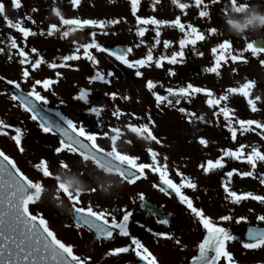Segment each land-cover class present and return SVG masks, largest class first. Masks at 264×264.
Segmentation results:
<instances>
[{
  "label": "rangeland",
  "instance_id": "374dc122",
  "mask_svg": "<svg viewBox=\"0 0 264 264\" xmlns=\"http://www.w3.org/2000/svg\"><path fill=\"white\" fill-rule=\"evenodd\" d=\"M162 1L164 0L155 3V0H141L138 15L153 16L164 20H172L179 15L182 23L186 26L189 23L192 24L199 32L204 33L205 39L197 41L196 45L185 47L183 62L171 65L165 61L161 68H156L153 64L150 68L139 69L144 75L136 77L134 74L136 69H129L105 52H97L95 49L90 50L97 60L95 66L83 57L81 49L79 60L64 62L71 67H48L49 63H62L60 58L71 53L74 47L73 41L88 42L90 31L96 32L97 41L104 47L123 43L133 49L129 54V59L143 57L145 51H148L149 47L155 43L153 39L155 32L152 30L153 26L148 25L145 26L148 30L143 37L136 36L137 25L130 12L129 0H80L76 8L71 5L44 6L40 4L42 0H36L37 4L34 6H22L19 9L9 5L11 0H2L5 11L0 14V48L5 51L0 52V77L16 81L20 84V89L26 93L31 90L36 79L50 78L55 83L49 90L45 91L41 86H37V90L48 100L47 104L40 102L44 109L55 115L59 113L58 116L72 119L77 124L82 122L87 130L93 132L102 133L110 131L112 127L120 128L123 135L117 141L118 150L122 153L139 156L138 162L150 163L151 158L147 149L151 148L156 151L160 162L167 164L169 176L174 182L179 183L181 180V177L177 175V171H179L197 185L195 189L185 187L181 190L193 201V205L235 237L225 243L226 250L231 253V259L225 261L221 257L217 264H264V246L245 249L240 243V235L235 231L233 233L231 229L243 221L257 224V217L264 215V203L249 198L242 200L239 204H234L225 199L226 194L222 187V184L229 179L225 175L227 171L232 169H237L238 172L253 171L255 178L241 177L238 172L233 173L229 187L238 194L252 192L255 195H264V185L259 183V177L264 175V162H258L257 168L253 170L246 161L224 157V168L222 169L205 174L200 168V165L205 164L207 160L214 161L221 157L222 149L235 150L240 144L245 145V153L249 152L252 146L258 147L260 151L264 152V138L258 134L261 130L248 131L243 135L238 131L237 139L233 141L225 126L227 121L224 120L223 115L213 114L218 111L219 106L209 107L206 103L208 97L205 94H194L188 97V102L181 103L177 107H173L166 101L157 107L154 97L146 88V81L151 79L157 84L154 91L165 96L168 94L167 88L183 87L191 83L194 86L211 90L213 95L218 98L220 95L226 94L229 87H240L243 83L251 80L254 81L256 88L251 89L247 99L240 93H228L229 99L222 101L220 106H227L231 110L233 119H253L264 122V65L260 64V59H264V53L254 57L250 51H246L243 52V56L247 62L244 60L233 62L230 55L225 52L226 59L221 60V66L218 69L219 75L209 72L205 75L195 73L198 67L208 68L215 63L211 53L212 47L228 40L231 43L232 53L240 54V50L245 48L246 43H251L258 37L264 38V27L255 30L246 29L243 35L237 36L228 31L226 21L231 23V20L222 14L221 5L207 2L205 5H207L209 16L200 17V9L195 4L182 12L180 9L177 11L178 8L172 4L171 0H167L166 4ZM236 3L246 7L258 4L260 10L264 11V0H236ZM144 4L148 6H144ZM186 11L188 12L187 17L184 16ZM241 11L237 12L236 17L241 15ZM57 12L64 18H90L106 22L111 19H119L120 22L115 25H107L103 31L86 27L82 31L77 30L69 33L65 38H61L59 32L48 36L47 29L52 24L60 27L61 32L66 30L67 26L60 25V15H57ZM5 17L13 22L21 21L22 26L30 28L36 35L30 36L26 42L19 40L21 34L8 26ZM210 28H215L216 32L209 34L208 29ZM41 31L44 32V35L40 34ZM125 31L132 32L130 38L122 35ZM172 31L175 32L172 33ZM103 32L108 34L104 35ZM182 35L177 29L161 26V42L152 49L153 53L171 55L172 51L179 50L178 40ZM10 36L17 38L18 46L23 47L26 44V50L36 48L39 56L46 62L35 70H32L30 65L21 66L18 62L19 57L15 54L16 50L9 48ZM164 40L172 42L167 49L163 47ZM137 45L139 46L137 47ZM219 52L218 49L217 54ZM30 56L34 60L37 54L30 53ZM25 67L30 71L27 80L21 76L22 68ZM169 68L173 70L174 75H168ZM233 68H235L234 72ZM96 71L104 74L109 83L101 81L90 83L88 77L95 75ZM109 71L113 73L111 77L107 76ZM57 72L61 75L57 76ZM81 89L90 90L87 96L89 103L87 104L73 99ZM113 92L117 93L115 99L105 95V93ZM125 96L128 99L122 98ZM251 96L257 111H252L248 105L247 100ZM257 96L260 97L259 100L255 99ZM90 107L100 108V116L97 117L90 113L88 111ZM181 107L186 110V113L178 111ZM117 109L121 113L119 118L113 115ZM149 117L154 122L150 125V130L161 141L159 144L155 141L154 143L145 141L143 136H137L126 127L130 124L140 126L147 123ZM197 117L202 119H197ZM0 120L10 125L3 130L7 135L0 133V151L8 155L33 181L40 179L45 189L40 200L30 205L31 212L42 214L57 237L62 242L71 244L74 253L83 261H85L84 256H90L92 260L94 258V261L100 260L101 264H134L133 258L137 256L131 251V247L134 245H131L128 253L115 256L106 255L109 250L115 247L131 244L130 237L120 236L118 230L115 240L100 250L92 241L90 234L73 224L69 218L72 202L62 191L57 192V181L54 178L42 177L35 167L41 159L46 160L49 170L54 175L67 172L68 175H74L80 181L85 191L81 193V203L78 206L84 208L91 206L97 211L103 209L118 218L122 217L121 209L130 211L132 216L128 228L131 236H135L141 241L156 258L157 264H190L193 257L199 255L198 245L203 237H197L198 243H189L191 234L187 240L185 235H188L190 230L189 222L191 225L196 222L198 225L195 231L203 230V236L206 234V230L186 205L178 204L175 200L168 199L158 192L153 184L155 181H159L158 174L145 170L146 177L128 184L121 177L105 173L94 163L84 161L78 154L66 151L56 154L54 149L59 145L58 139L53 135L43 133L36 121L30 119L29 113L12 99L1 84ZM17 127L22 130L21 147L24 149L23 152L16 147L15 141L11 139L15 135L14 129ZM236 127L239 129L240 126L236 125ZM252 127L254 128L255 125ZM199 133H204L207 143L206 145L201 144L195 150L192 146L198 141ZM97 142L100 146L110 150L111 141L108 137L100 136ZM62 160L68 165V169L61 167ZM88 188H95L96 191L88 192ZM141 195L143 200L155 203L166 214L174 218L173 224L168 227L142 213L138 209ZM224 215L231 216L232 220L221 221L219 217ZM240 217L245 219L238 220ZM154 232L169 235L155 236ZM177 240H179V244L176 243ZM85 263L89 264L86 261Z\"/></svg>",
  "mask_w": 264,
  "mask_h": 264
},
{
  "label": "snow or ice",
  "instance_id": "6c2138e0",
  "mask_svg": "<svg viewBox=\"0 0 264 264\" xmlns=\"http://www.w3.org/2000/svg\"><path fill=\"white\" fill-rule=\"evenodd\" d=\"M159 0H155L158 3ZM172 4L175 5L182 12L189 8L188 3L180 2V0H171ZM212 3H216L217 0H211ZM73 8L79 5L80 0H70ZM141 0H129L131 15L135 18L136 36L143 37L145 32L148 30L145 26H153V31L155 32L154 41L155 43L149 47L146 55L137 59H129V54L133 51L131 47L125 49L110 50L102 46L96 39V32H89V41L84 43H78L73 41V49L70 54L63 55L60 59L62 63H49L48 67H71V65L64 63L69 61H76L81 58L80 50H83V57L90 61L94 66L97 64L96 57L90 51L95 49L97 52H106L109 56L115 58L120 64L125 65L129 69H136L135 76L142 77L144 73L139 69L144 67H152L154 64L156 68L162 67V61H167L168 64L175 65L177 63L183 62L185 56V47L187 45H196L197 41H202L205 39V35L199 32L196 27L192 24H187V26L181 22V17L177 15L175 19L164 20L157 19L153 16L142 17L138 15V10ZM203 0H194L195 6L200 9V17H208L209 12L207 11V5L201 8ZM232 11L237 13L244 9L246 6L243 4L237 5L236 0H230ZM11 4L14 8L19 9L21 7L20 0H11ZM155 8V5H153ZM5 11V5L0 0V14ZM35 11V9H33ZM186 14V13H185ZM57 15H60L57 12ZM230 19V18H229ZM5 20L9 27L15 29L21 34L23 41H27L30 36L36 35L30 28L22 26L21 21L9 20L5 17ZM120 22L119 19H111L107 22L104 20L97 19H82L79 17L74 18H64L60 15V25L67 26L66 30H60L55 24H52L47 29V35L52 36L55 33H60L61 38H65L71 32L77 30H84L86 27L92 29H100L103 31L107 25H115ZM161 26L174 27L182 33V37L178 40L179 50L172 51L171 55L161 54L159 57L153 56L152 49L159 44L161 36ZM242 27H247V21L244 22ZM216 32L215 28L208 29V33ZM41 35L44 32L41 31ZM107 35V32H103ZM114 34V33H113ZM10 49L16 50V55L19 57V64L30 65L32 70L37 69L42 63L46 61L39 56L38 50L36 48H31L26 50L25 46H18L17 38L9 37ZM141 43L143 41L141 40ZM172 42L169 40L163 41V47L167 49ZM139 45H137L138 47ZM218 49L220 50L217 54ZM3 48H0V52H4ZM250 51L251 55L256 57L260 53H264V46H256L253 43H246L244 49L240 50V54H233L231 50V43L228 40H224L217 46L211 48V53L214 57L215 63L206 68L209 73H216L219 75L218 69L221 66V60L226 59L225 52H227L233 62L244 60L246 58L243 56V52ZM30 53H36V58L30 56ZM202 55V53H201ZM260 64L264 65V59H260ZM235 71V68L232 69ZM175 73L171 68L168 69V75H174ZM57 76L61 74L56 73ZM113 73L111 71L107 72V76L111 77ZM21 76L23 79L27 80L30 76L29 68H22ZM3 79V77H0ZM101 81L104 83H109L105 75L100 71H96L95 75L89 78V82ZM9 84L14 85L17 89L20 88V84L13 80L7 81ZM55 83L54 80L50 78H45L43 80L36 79L32 84L31 90L26 94H21L20 96H13V100H19L20 107L26 112L31 113L30 119L33 121H39V128L45 134L47 133H58L60 136L59 145L55 147L54 151L56 154L62 152H68L72 154H78L83 158L84 161H92L99 169L103 170L105 173H114L126 181L128 184H132L141 177H146L147 173L145 170H150L152 173H156L159 176V182L161 185L166 186V189H170L175 196L179 199L181 204L186 205L187 209L190 210L192 215L198 218L199 223L206 230L202 241L199 243V255L193 257V264H217V261L224 258L225 261L231 259V253L226 250V241L235 239L226 228L218 226L214 223L208 216H206L201 209H198L193 205V201L185 195L181 190L185 187L190 189H195L197 185L192 182L187 177L183 176V173L177 171V175L181 177L179 183L174 182L169 176L168 167L166 163H161L158 159V153L151 148L147 149L148 155L151 158V162H138L139 156L129 155L122 153L118 150L117 141L123 135L120 128L112 127L110 131L105 132H93L87 130L86 126L80 122L73 121L66 117L61 116L60 119L63 121V125L56 124L50 121L48 118L40 115V107L37 102H42L47 104V98L37 90V86H41L45 91L49 90L51 85ZM157 84L153 80L149 79L146 81V88L151 92L155 99V104L159 107L163 102L167 101L169 104L172 103L168 99V96H184L186 98L191 97L197 93L205 94L208 99L206 103L211 108L218 107V111L213 114H222L227 124L225 125L228 132L231 134V139L236 141L237 132L239 131L241 135L248 131H256L260 129L258 133L264 138V122H259L253 119H233L231 110L227 106H220L222 101H227L229 99L228 93H240L246 99L249 96V92L254 86V81L248 80L247 82L240 85V87H229L226 90V94L220 95L216 98L212 91L207 88H201L188 83L186 86L166 89L168 96H163L154 91ZM90 90L81 89L77 96L73 99L80 100L89 103L87 96ZM105 95L111 96L113 99L116 98L117 93H105ZM123 99H128V97H122ZM259 100L260 97H256ZM248 105L251 107L252 111H257V107L252 99L247 100ZM63 103V101H61ZM179 103V101H177ZM90 113L95 114L97 117L100 116L101 109L98 107H90L88 109ZM179 112L186 113L184 108H179ZM57 115H60L57 113ZM113 115L119 118L121 115L119 109L113 112ZM192 115V114H188ZM197 119H202L197 117ZM154 122L151 118H148V122L140 126L127 125L126 127L137 136H143L145 141H155L157 144L161 141L153 134L150 130V125ZM239 125V129L236 127ZM255 125L253 128L252 126ZM10 127V125L5 124L4 121L0 120V133L7 135L3 130ZM15 135L11 137L15 141L16 147L19 148L21 152L24 149L21 147L22 130L17 127L14 129ZM114 133V134H112ZM108 137L111 141L110 150H106L104 147L100 146L97 142L98 137ZM130 143V141H128ZM199 143L206 145L207 141L204 138H200ZM245 145L240 144L238 148L232 150L230 148L222 149V156L216 158L214 161L209 159L205 164H201L200 168L205 174L210 173L216 169L224 168V157H228L234 160L246 161V163L255 170L257 168L258 162H264V152L260 151L258 147L252 146L251 150L247 153L244 151ZM166 161L167 158L165 157ZM61 167L68 169V165L62 160ZM37 170L42 174V177L49 178L52 177L57 181V192H63L69 201L72 202L71 211L75 213V219L77 222V227L80 225L85 226L87 229L94 230L96 238H103L105 240L113 237V232L118 230L120 236L130 237L131 244L128 246H118L109 250L106 255L115 256L117 254H124L130 251L135 253V255L146 264H157L156 258L153 254L141 243V241L135 236H131L128 228L130 217L132 213L125 209H121L122 217L118 218L111 212L106 210H94L93 207L89 206L87 208L80 207L81 203V193L85 189L81 186L80 181L74 175H68L67 172L61 175H54L47 166V162L41 159L39 163L35 166ZM238 172L237 169H232L225 173L226 177L229 179L222 184L225 199L230 200L234 204L241 203L242 200L251 199L264 203V195H255L252 192H243L238 194L236 191L230 189L229 184L233 176V173ZM238 174L241 177H254L253 171H239ZM255 178V177H254ZM259 183L264 185V175L259 177ZM156 185H154L155 187ZM44 187L40 179L33 181L29 178L17 165L16 163L3 151H0V264H85L78 255L74 253L73 246L71 244L62 242L55 232L50 228L49 222L42 214H33L30 210V205L37 203L41 194L44 191ZM88 192H95V188H88ZM161 191H165V188H161ZM143 200V196H140ZM251 210V209H250ZM110 218V219H109ZM221 221L232 220L231 216L224 215L219 217ZM244 217L238 218V220H243ZM258 220L264 221V215L258 216ZM160 223L167 224V220H162ZM151 231V229H148ZM155 236H168L166 233L154 232ZM248 238L251 242L244 243L243 247L245 249H255L264 246V229H248ZM176 243H180L179 240Z\"/></svg>",
  "mask_w": 264,
  "mask_h": 264
},
{
  "label": "water",
  "instance_id": "95a60500",
  "mask_svg": "<svg viewBox=\"0 0 264 264\" xmlns=\"http://www.w3.org/2000/svg\"><path fill=\"white\" fill-rule=\"evenodd\" d=\"M223 12L224 13H227L229 15H232L233 14L231 5L229 3H225L224 4V6H223ZM252 43L254 45H256V46H264V39L257 38ZM125 48L126 47L125 46H122V45H112V46L108 47V49L113 50V51L116 50V49H125ZM204 70H205L204 67H199L198 68V71H197V74H200V75L201 74H204L205 73ZM0 83L12 95V97L13 96H20L21 94L26 95V93H23L21 90L17 89L15 86L9 84L6 80L0 79ZM166 96H168V95H166ZM168 99L172 101L171 104L174 105V106H177L180 102L186 101V97H184V96H168ZM16 101L19 102V100H16ZM177 101H179V103H177ZM39 107H40V115L41 116H44V117L48 118L50 121H52V122H54L56 124H60L61 126H64L63 125V122H62V120L60 119L59 116H56V115H54V114H52V113L44 110L40 105H39ZM37 122L39 123V121H37ZM51 134H53V133H51ZM54 135H56L58 137V139L60 140V136H59L58 133H56ZM156 186L158 187V189L160 190V192L166 194L167 196L176 197L175 196V193H173L170 189H166V186L161 185L160 182H157L156 183ZM161 188H165V191H161ZM139 209L142 212H144V213H147V214H149V215H151V216H153L155 218L160 219L161 221L162 220H167L168 223L170 222V217L167 216V215H165L163 213V211L159 207H157L156 205H154L153 203H150V202L145 201V200L144 201H141L140 204H139ZM70 215H71L72 220L77 224L76 219H75V213L73 211H71L70 212ZM80 227L87 229L83 225H80ZM239 228H240V230L242 232V234H241L242 235V241H243L242 244L249 243L251 241L249 240L248 235H247L248 229L249 228H252V229H264V221L258 220V224L257 225H251V224H248V223H241L239 225ZM87 230L89 232H91V234L93 235L94 241H96L99 245H102V244H104L106 242H109V241L113 240L114 237H115V231H114L113 232V237L110 238V239H107V240H105L103 238L97 239L94 230H90V229H87ZM136 264H146V262L138 259L136 261ZM191 264H193V261H192Z\"/></svg>",
  "mask_w": 264,
  "mask_h": 264
},
{
  "label": "flooded vegetation",
  "instance_id": "af4514ba",
  "mask_svg": "<svg viewBox=\"0 0 264 264\" xmlns=\"http://www.w3.org/2000/svg\"><path fill=\"white\" fill-rule=\"evenodd\" d=\"M226 0H217V2H216V4H218V5H221V7H222V5H223V3L225 2ZM227 1H229L230 2V0H227ZM20 2H21V7L23 6H29V7H32V6H34L35 4H37L36 3V0H20ZM29 2V3H28ZM162 2H164V4H166L167 3V0H164V1H162ZM180 2H184V3H188L190 6L191 5H193L194 4V0H180ZM212 3L211 2V0H203V3H202V5L201 6H204L206 3ZM41 5H44V6H47V5H59V6H65V5H71V3H70V0H42V2L40 3ZM9 5H12L11 4V2H9ZM72 6V5H71ZM144 6H148V5H145L144 4ZM189 6V7H190ZM177 11H179V9H177ZM188 12L186 11V14L184 13V16L185 17H187L188 15ZM187 15V16H186ZM173 28V30L175 29L174 27H172ZM175 31H172V33H174ZM145 33H147V31L145 32ZM122 35L124 36V37H128V38H130L131 37V35H132V32L131 31H125L124 33H122ZM145 35V34H144ZM19 40H22V38H21V36H19V38H18ZM147 52L148 51H145V53H144V55H146L147 54ZM161 54H154L153 53V56L154 57H159ZM163 62H165V61H162V63ZM106 150H108V149H106ZM178 203V202H177ZM180 203V202H179ZM178 203V204H179ZM172 219V221H171V223L169 224V225H166V226H168V227H170L172 224H173V222H174V218H171ZM197 225L198 224H196V222H194L192 225H191V223L189 222V228H190V230L188 231V235H185V237H186V240H187V237L189 238V235L191 234V240H189V243H198V241H197V237H204L203 236V230L199 233V232H196L195 231V229L197 228ZM232 229V228H231ZM205 230V229H204ZM232 232L233 233H235L234 231H233V229H232ZM237 232V231H236ZM237 234H238V232H237ZM197 241V242H196ZM240 243H241V240H240ZM109 244V243H108ZM108 244H105V245H102V246H98V245H96L97 246V248L98 249H103L106 245H108ZM84 260L86 261V262H89V264H101V261L100 260H97V261H94V258H93V260L91 259V257L90 256H88V257H86V256H84ZM135 260H136V257H134L133 258V263L135 264ZM86 264V263H85ZM103 264V263H102Z\"/></svg>",
  "mask_w": 264,
  "mask_h": 264
},
{
  "label": "clouds",
  "instance_id": "9594fccd",
  "mask_svg": "<svg viewBox=\"0 0 264 264\" xmlns=\"http://www.w3.org/2000/svg\"><path fill=\"white\" fill-rule=\"evenodd\" d=\"M239 18H233L231 23H227L228 31L234 35H243L246 29H258L264 27V11L260 10V5L251 4L242 9ZM247 21V27H242L244 22Z\"/></svg>",
  "mask_w": 264,
  "mask_h": 264
},
{
  "label": "bare ground",
  "instance_id": "6f19581e",
  "mask_svg": "<svg viewBox=\"0 0 264 264\" xmlns=\"http://www.w3.org/2000/svg\"><path fill=\"white\" fill-rule=\"evenodd\" d=\"M257 86V85H256ZM254 89L256 88L255 86L253 87ZM254 95V94H253ZM252 98V96L249 98V99H251ZM193 130H194V128H193ZM195 131V130H194ZM199 138H198V141L194 144V146H192V148L193 149H197V148H199L200 147V143H199V140H200V138H206L205 137V135H204V133H199V136H198ZM245 137H247L246 135H245ZM151 142H153L154 143V141H151Z\"/></svg>",
  "mask_w": 264,
  "mask_h": 264
}]
</instances>
